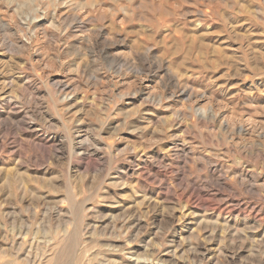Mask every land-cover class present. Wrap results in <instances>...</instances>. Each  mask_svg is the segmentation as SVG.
<instances>
[{
	"label": "rangeland",
	"instance_id": "rangeland-1",
	"mask_svg": "<svg viewBox=\"0 0 264 264\" xmlns=\"http://www.w3.org/2000/svg\"><path fill=\"white\" fill-rule=\"evenodd\" d=\"M0 264H264V0H0Z\"/></svg>",
	"mask_w": 264,
	"mask_h": 264
}]
</instances>
